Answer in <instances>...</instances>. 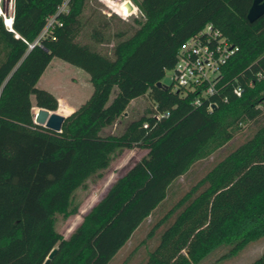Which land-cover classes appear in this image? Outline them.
I'll use <instances>...</instances> for the list:
<instances>
[{
  "label": "trees",
  "instance_id": "obj_1",
  "mask_svg": "<svg viewBox=\"0 0 264 264\" xmlns=\"http://www.w3.org/2000/svg\"><path fill=\"white\" fill-rule=\"evenodd\" d=\"M252 3L136 0L137 26L116 31L118 40L104 50L96 44L111 42L107 21L92 27L90 41L77 39L86 0H13L12 29L0 15V264H43L54 246L49 264H109L166 202L174 181L248 122L252 133L152 223L142 240L145 257L136 264H194L223 242L235 252L264 234V14L251 21ZM52 14L60 24L40 35ZM210 21L239 46L223 66L212 109L158 85L181 43ZM53 56L84 69L92 84L60 131L34 122L31 112L34 105L57 108L56 96L36 85ZM238 83L242 95L233 90ZM144 94L154 102L150 113L120 133L105 132ZM137 146L147 152L65 237L57 217L78 212L77 189ZM246 264H264V251Z\"/></svg>",
  "mask_w": 264,
  "mask_h": 264
},
{
  "label": "rangeland",
  "instance_id": "obj_2",
  "mask_svg": "<svg viewBox=\"0 0 264 264\" xmlns=\"http://www.w3.org/2000/svg\"><path fill=\"white\" fill-rule=\"evenodd\" d=\"M131 1L137 5L136 0ZM12 2L13 0H0V10L5 14V16L0 14L3 18L4 24L6 16L8 19L11 18L9 15L12 12ZM127 2L128 0H86V5L80 15L82 27L77 39L79 41H90L89 32L92 27L98 25L100 22L107 21L108 27L104 30V34L111 39V42L96 44V46L100 49L110 50L112 44L118 40V37L114 36L116 31H132L133 27L137 26L134 17L141 14L140 9H137L127 17L122 16L116 11V9H114V7H118L119 5V8L125 11ZM108 3L110 5H108ZM6 24L9 25L8 23ZM131 31H129V33ZM52 62H60V66L53 71L49 68L43 76V80L45 79L47 83L54 87L52 92L57 96L58 105L53 111L68 115L88 98L90 91L92 90V84L89 81L88 73L81 67L57 56H54ZM171 75L172 70L168 69L165 78V83L168 85L172 84L170 79ZM74 94H79L81 98H72L71 96ZM152 107H154V102L148 94L135 98L130 103L128 111L122 121H117L113 125L108 126L105 129V132H122L130 120L145 113H150L151 111L149 109ZM252 131V125L249 122L244 123L231 141L205 158L195 162L186 174L176 179L171 185L166 202L162 204L152 216L148 217V219L137 230H135L130 241L118 251L117 255L109 264H122L125 258H127V261L129 260L127 264H136L142 260L145 257L146 248L148 247L145 243L142 244V240L147 238L152 223L161 217L173 205V203L191 187L192 184L204 176L219 159L243 142ZM146 152L147 150L145 148L137 146L126 148L120 155L116 156L111 165L104 170V174L101 177L89 179L86 187L77 189L74 198L76 202H79L78 212L67 217L58 214L56 228L65 237L68 236L72 229L79 223L82 215L107 192L112 183L124 173L131 164L139 160ZM154 243V238L149 239L148 245ZM231 247V243L223 242L210 250L201 261L194 264H246L264 251V234L235 252L231 251ZM132 250H135V252L133 253Z\"/></svg>",
  "mask_w": 264,
  "mask_h": 264
},
{
  "label": "built area",
  "instance_id": "obj_3",
  "mask_svg": "<svg viewBox=\"0 0 264 264\" xmlns=\"http://www.w3.org/2000/svg\"><path fill=\"white\" fill-rule=\"evenodd\" d=\"M133 4L134 9L132 11L126 12L119 8V5L114 9L122 16L127 17L139 9L135 3ZM108 5L110 4L108 3ZM62 10H65V4L60 6L59 11ZM0 14L5 16L1 10ZM11 15L12 13L9 17ZM55 23L60 24V21L55 14H52L48 17L40 35L46 33L48 28ZM238 48L239 46L213 22L205 23L199 31L187 37L178 49L177 61L171 68L172 75L170 76L173 90L181 91L185 95L192 94L194 104L201 105L207 102L208 108L212 109L217 105V99L214 96L220 95L223 66L237 52ZM259 76H262L261 72ZM244 89L245 87L241 83L233 87L237 95H242ZM168 114V111L153 113L158 118Z\"/></svg>",
  "mask_w": 264,
  "mask_h": 264
},
{
  "label": "water",
  "instance_id": "obj_4",
  "mask_svg": "<svg viewBox=\"0 0 264 264\" xmlns=\"http://www.w3.org/2000/svg\"><path fill=\"white\" fill-rule=\"evenodd\" d=\"M127 4L130 8V11H132L134 9L133 2L131 0H128ZM263 14H264V0H253V3L248 12V18L251 21H254ZM9 29H12V15H11V21L9 24ZM158 85L163 86L165 88L169 87L167 83H164L162 81H159ZM31 112H32V118L34 122L38 124H42L45 127H48L55 131L61 130L62 122L67 115V114H63L58 111H53V110H50L48 108L38 106V105H34L32 107ZM56 251H57V246H54L49 251L43 264H49L50 260L55 255Z\"/></svg>",
  "mask_w": 264,
  "mask_h": 264
},
{
  "label": "crops",
  "instance_id": "obj_5",
  "mask_svg": "<svg viewBox=\"0 0 264 264\" xmlns=\"http://www.w3.org/2000/svg\"><path fill=\"white\" fill-rule=\"evenodd\" d=\"M6 26H8L7 24H5ZM9 27V26H8ZM54 58V56L51 58L50 62L48 63V65L46 66L45 70L43 71V73L41 74V76L39 77L38 81H37V86L38 87H43L47 90H49L50 92H52V89H54L53 86H51L49 83H47L45 81V79L43 80V76L45 75L46 71L51 68L52 71L55 70L58 66H60V62H56V63H53L52 62V59ZM88 77H89V74H88ZM92 91V90H91ZM90 91V93H91ZM53 93V92H52ZM55 95V93H53ZM56 96V95H55ZM71 96V95H69ZM57 97V96H56ZM72 98H76V99H79L81 98L79 94H74L71 96ZM59 100V98H58Z\"/></svg>",
  "mask_w": 264,
  "mask_h": 264
},
{
  "label": "bare ground",
  "instance_id": "obj_6",
  "mask_svg": "<svg viewBox=\"0 0 264 264\" xmlns=\"http://www.w3.org/2000/svg\"><path fill=\"white\" fill-rule=\"evenodd\" d=\"M126 9H127V10H126V12H128V9H129V8H128V7H126ZM10 21H11V18H10V19H8V18H7V16H6V23L10 24Z\"/></svg>",
  "mask_w": 264,
  "mask_h": 264
}]
</instances>
